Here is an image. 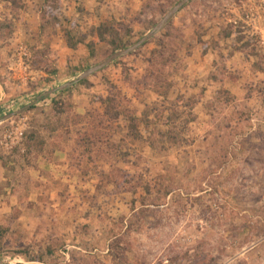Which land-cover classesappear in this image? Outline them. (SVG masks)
I'll use <instances>...</instances> for the list:
<instances>
[{"label":"rangeland","instance_id":"rangeland-1","mask_svg":"<svg viewBox=\"0 0 264 264\" xmlns=\"http://www.w3.org/2000/svg\"><path fill=\"white\" fill-rule=\"evenodd\" d=\"M18 1L0 0L14 111L110 56L112 36L137 42L179 0ZM145 44L0 123V264H264V0H191ZM56 148L66 176H32Z\"/></svg>","mask_w":264,"mask_h":264},{"label":"trees","instance_id":"trees-1","mask_svg":"<svg viewBox=\"0 0 264 264\" xmlns=\"http://www.w3.org/2000/svg\"><path fill=\"white\" fill-rule=\"evenodd\" d=\"M12 2H15V0H11ZM191 2V1H190ZM16 6H20V7H23L22 4L20 3V0L18 1V3H16ZM51 12L46 9V11L44 12V18L50 14ZM166 14V13H165ZM164 14V15H165ZM157 24V23H156ZM155 24V25H156ZM170 25V22L165 26L166 27H169ZM164 28V29H165ZM70 38V37H69ZM68 38V40H69ZM100 38L102 39V41L105 39L103 37V34H100ZM118 36L115 35V36H112V38L110 39L109 41V44L111 45L112 47V50H113V53L116 52V51H119V50H123L125 49V45L124 44H121L119 41H118ZM168 37L164 38L161 40V46L166 49L168 46L171 47V45H178V49H180V44H181V41L179 40V38H176L175 40H170V39H167ZM68 45L71 47V48H75L77 44H75L74 42H71L68 43ZM146 44H144L145 46ZM89 47H90V50H91V54H94L95 53V50L93 49V44H89ZM137 53V51L135 52ZM160 56H163V52L162 53H159ZM164 59V58H162ZM167 60H165V62H169V61H172V59L170 58H166ZM119 60H116L115 62H117ZM113 62V63H115ZM152 76H154V73H151ZM160 80V81H159ZM88 82V79H85L83 81H81L79 84L83 85L85 83ZM78 85V84H77ZM74 87H76V85H74L73 87L69 88V89H73ZM172 87V84L171 82H168L165 80L164 77H158L157 80H156V83L155 85L153 86V91L155 93H157L158 95L162 96L164 99H167L168 96L170 95V88ZM67 89V90H69ZM67 90H64V91H67ZM64 91H61V92H64ZM54 96H56V94H54ZM230 99H232L231 96H229ZM234 98V96H233ZM229 99V100H230ZM177 100H183L182 97H178ZM190 100V99H189ZM191 105V104H190ZM189 105V101H188V106ZM63 102L57 98H53V101H52V107H53V110H54V114L55 115H59V114H64L66 113V109L65 107H63ZM35 106H33L31 109H33ZM191 109L193 108L192 105L190 107ZM122 113H126L125 115L129 117L131 123H130V133L133 134V137L135 138H142V134L139 130V124H140V119H136V117L132 114V113H129L127 112L125 109L123 110V108H120V115H122ZM119 115V114H117ZM144 117V120L147 121L148 123H152L149 119V112H144L143 115ZM175 117V114L173 115V118ZM172 118V119H173ZM180 131L179 129L176 128V126H172L170 127V129L168 130V138L172 141H179V137H180ZM115 151V150H114ZM116 152V151H115ZM5 233H6V229L2 228L0 226V245L2 244V239L4 238L5 236Z\"/></svg>","mask_w":264,"mask_h":264},{"label":"water","instance_id":"water-1","mask_svg":"<svg viewBox=\"0 0 264 264\" xmlns=\"http://www.w3.org/2000/svg\"><path fill=\"white\" fill-rule=\"evenodd\" d=\"M191 0H179L162 18L160 21L157 22V24L153 27L152 30H150L147 34L142 36L137 42L132 44L131 46L116 51L112 53L110 56H108L106 59L98 63L97 65L91 66L87 69H85L81 74H79L74 80H71L69 82H66L65 84H62L59 87H56L52 90L47 91L46 93L38 96L35 100H33L30 104L27 106H24V108L20 109L19 111L12 112L7 116H4L0 118V123L8 120L16 115L22 114L26 110H29L34 104L39 103L41 100L45 99L48 96H51L52 94L56 92L63 91L65 89H68L81 81L89 78L93 74L103 70L107 66H109L114 61L118 60L119 58L129 55L133 52H135L137 49L142 47L147 41L155 37L160 31H162L165 26L178 14Z\"/></svg>","mask_w":264,"mask_h":264},{"label":"crops","instance_id":"crops-1","mask_svg":"<svg viewBox=\"0 0 264 264\" xmlns=\"http://www.w3.org/2000/svg\"><path fill=\"white\" fill-rule=\"evenodd\" d=\"M66 51L68 52L69 50L68 49H66ZM71 51V50H70ZM60 63L61 64H63L64 63V61H62V59H60ZM66 83V82H65ZM64 83V84H65ZM62 85V84H61ZM60 85V86H61ZM71 88V87H70ZM52 89H54V88H52ZM51 89V90H52ZM69 89V88H68ZM65 90H67V89H65ZM49 91V90H48ZM64 91V90H63ZM68 91V90H67ZM61 92V91H60ZM65 92V91H64ZM44 93H46V92H44ZM44 93H42V94H44ZM42 94H40V95H42ZM40 95H38V96H40ZM38 96H36V98L38 97ZM3 97H5L4 96V94H3V91H2V88L0 87V111H1V109L4 107V106H6V105H9V103L10 102H2V98ZM36 98H34V99H32L28 104H30L33 100H35ZM18 99V101H19V98H17ZM15 101V99L12 101V102H14ZM28 104H26V105H24V106H27ZM20 105H21V103H20ZM18 106V110L17 111H19L20 109H22V108H24V106ZM33 106H36V104H34ZM32 106V107H33ZM21 107V108H20ZM31 107V108H32ZM31 108L29 109V111L31 110ZM85 109V106H79L78 108H77V112H82L83 110ZM26 111H28V110H26ZM25 111V112H26ZM14 112H16V111H14ZM24 113V112H23ZM2 117H4V116H6V115H1ZM2 117H0V118H2ZM66 157H65V154H64V152L61 150V149H59V148H56L54 151H53V153H52V155H51V157H47L46 159L44 158V156H42V157H40L39 159V166H38V168H37V170H33V171H30L29 173L33 176H43L41 179H43V180H45V181H48V180H46L44 177L45 176H66L65 174H62L61 172H63V171H65V168H66V159H65ZM1 176H6L5 174H1ZM5 179V178H4ZM3 179V180H4ZM50 195H52V196H54L53 194H50ZM30 197V196H29ZM37 197H39V196H37Z\"/></svg>","mask_w":264,"mask_h":264},{"label":"built area","instance_id":"built-area-1","mask_svg":"<svg viewBox=\"0 0 264 264\" xmlns=\"http://www.w3.org/2000/svg\"><path fill=\"white\" fill-rule=\"evenodd\" d=\"M15 107V102L9 103V105L4 106L1 111H0V115H9L10 113H12V111H14Z\"/></svg>","mask_w":264,"mask_h":264}]
</instances>
